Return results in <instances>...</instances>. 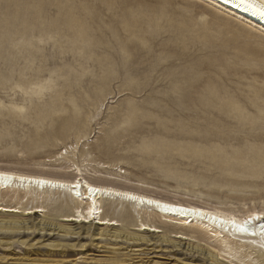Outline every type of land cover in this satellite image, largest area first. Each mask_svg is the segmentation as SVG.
<instances>
[{
  "label": "rangeland",
  "instance_id": "obj_1",
  "mask_svg": "<svg viewBox=\"0 0 264 264\" xmlns=\"http://www.w3.org/2000/svg\"><path fill=\"white\" fill-rule=\"evenodd\" d=\"M74 2L95 13L106 42L124 40L129 24L140 47L109 81L112 75L77 67L71 56L63 60L55 44L15 35L0 16V170L107 182L238 215L264 211V34L197 0ZM135 64L142 86L125 87L121 78ZM153 91L177 95L158 101ZM66 196L51 189L0 197L4 205L46 207L29 232L0 228V264H215L209 251L220 264H264L197 225L195 242L181 247L162 245L160 235L153 246L127 245L112 236L117 227L104 241L91 236L95 229L84 239L61 227L40 231L41 222L75 214ZM57 200L63 209L50 205Z\"/></svg>",
  "mask_w": 264,
  "mask_h": 264
},
{
  "label": "bare ground",
  "instance_id": "obj_2",
  "mask_svg": "<svg viewBox=\"0 0 264 264\" xmlns=\"http://www.w3.org/2000/svg\"><path fill=\"white\" fill-rule=\"evenodd\" d=\"M74 1L29 0L18 6H5L0 3V16L9 22L15 35L23 36L31 41L39 40L46 44H55L53 48L63 60L71 56L77 67L103 72V75H112L113 78L109 81L117 80L116 76L114 78V74L118 73L116 67L119 65V67L125 68L124 63L130 50L140 47L139 43L134 40V36L137 35L136 30L129 24L123 25V30L128 35L126 38L125 35H122L124 40L122 37H120L121 39L115 38V45L112 46L104 39L107 32L97 20L95 13L86 10V7L76 4ZM197 1L209 3L208 5H211L215 11L222 12L228 18H235L246 23L247 27L254 32L264 34V0ZM32 6H35V11H31ZM51 10H54L53 14L50 12ZM141 70L137 64L131 69H126L124 77H120L122 85L141 87L138 80ZM172 92L153 91V95L158 101L165 99L168 102L174 95H177ZM179 92L181 93V91ZM41 119L44 120L46 117L42 115ZM77 170L80 174L78 177L82 176L81 170L79 168ZM51 189L59 192L64 191L67 195L66 202L76 206V212L63 216L62 219L56 218L49 219V222H41L40 227L43 228H40V231L61 227L67 235H70V239H84V235L89 238L91 231L95 229L98 232L91 236H100L97 240L104 241L109 238V229L117 227L116 231L120 235L112 236L116 240L121 239V242H125L127 245L153 246L157 244L153 242L154 237L160 235L156 238L161 241L162 245L173 244L174 247L177 245L181 247L183 241L195 242V238L200 232L192 226L197 225L216 242L226 245L228 248L249 252L264 260V219L260 220L255 227L249 223L246 232L240 231L233 224V221L236 224H242L250 216L262 213L263 210L253 209L245 215H238L237 213L223 212L214 208L210 209L119 189L107 182L90 183L85 178H76L70 181L0 170V197L13 194L17 199L24 195L25 199L35 193L46 194ZM50 205L59 209L65 207L58 200ZM83 205H85V209L80 210ZM26 207L19 202L16 205H4L0 202V222L3 223L0 228L23 229L29 232V230L39 227L32 224V217L45 213L46 207L43 205L30 209ZM18 216L23 219H17ZM44 219L47 220L48 217L46 216ZM72 227H77L79 231L75 232ZM250 233L258 235L252 237ZM46 236L52 235L46 232ZM204 249L199 248L195 250V253L204 254L206 251ZM136 251L142 250L137 249ZM208 256L215 264H220L211 251L208 252Z\"/></svg>",
  "mask_w": 264,
  "mask_h": 264
},
{
  "label": "snow or ice",
  "instance_id": "obj_3",
  "mask_svg": "<svg viewBox=\"0 0 264 264\" xmlns=\"http://www.w3.org/2000/svg\"><path fill=\"white\" fill-rule=\"evenodd\" d=\"M262 219H264V212L250 216L242 224H236L235 221H233V224H234L235 227H238L240 231L246 232L247 231V225L249 223H251L253 221H259V220H262Z\"/></svg>",
  "mask_w": 264,
  "mask_h": 264
}]
</instances>
